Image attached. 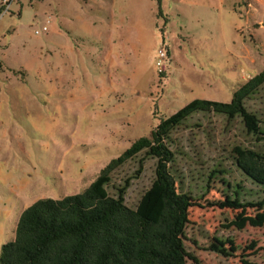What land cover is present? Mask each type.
I'll return each mask as SVG.
<instances>
[{
  "label": "rangeland",
  "instance_id": "obj_1",
  "mask_svg": "<svg viewBox=\"0 0 264 264\" xmlns=\"http://www.w3.org/2000/svg\"><path fill=\"white\" fill-rule=\"evenodd\" d=\"M161 47L168 58L158 73ZM263 69L264 0L12 1L0 13V249L35 201L80 194L161 120L196 99L227 103ZM245 107L264 127V87ZM173 140L177 171L196 194L201 174L222 163L244 201L264 199L228 159L233 145L264 151L239 119L195 115ZM154 169V160L140 168L135 159L113 175L115 186L128 181L130 209ZM214 230L186 229L199 264H238L207 251L212 234L254 243L253 261L264 263V228Z\"/></svg>",
  "mask_w": 264,
  "mask_h": 264
},
{
  "label": "trees",
  "instance_id": "obj_2",
  "mask_svg": "<svg viewBox=\"0 0 264 264\" xmlns=\"http://www.w3.org/2000/svg\"><path fill=\"white\" fill-rule=\"evenodd\" d=\"M263 87L264 69L227 103L193 100L112 159L80 194L35 201L21 212L14 239L1 246L0 264H199L185 249L187 228L213 224L214 233L264 228V199L244 201L242 183L222 163L201 174L196 194L182 181L172 149L174 132L195 115L239 119L251 138L263 141L262 123L245 107ZM227 153L243 178L264 188V151L233 145ZM135 159L140 168L143 161L154 160L155 169L150 186L130 209L124 200L128 181L115 186L112 178ZM254 248V243L242 248L215 234L207 244V251L234 257L238 264H264L253 261Z\"/></svg>",
  "mask_w": 264,
  "mask_h": 264
},
{
  "label": "built area",
  "instance_id": "obj_3",
  "mask_svg": "<svg viewBox=\"0 0 264 264\" xmlns=\"http://www.w3.org/2000/svg\"><path fill=\"white\" fill-rule=\"evenodd\" d=\"M14 0H0V9H3L1 13H4V10H7L9 7L10 3ZM47 32V27L46 25H43L40 29L35 30L34 34L39 35L41 33H46ZM167 51L165 47H161L157 50V61L155 63L158 73H161L160 70H162L163 66L167 63Z\"/></svg>",
  "mask_w": 264,
  "mask_h": 264
}]
</instances>
